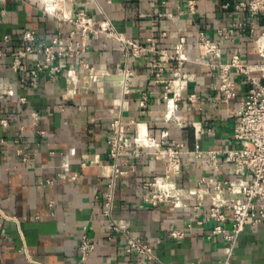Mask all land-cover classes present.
Instances as JSON below:
<instances>
[{"label": "crops", "instance_id": "crops-1", "mask_svg": "<svg viewBox=\"0 0 264 264\" xmlns=\"http://www.w3.org/2000/svg\"><path fill=\"white\" fill-rule=\"evenodd\" d=\"M236 1L195 0L197 12L190 14L186 0H168L163 12L158 0H96L91 13L96 19L107 17L121 33L139 43L153 41L158 48L167 50L180 36L193 37L201 28L221 42L224 58L240 47L246 62L258 63L261 59L254 35L244 33L231 39L216 32L238 21L264 26V14L251 22L247 12L235 11ZM44 6V0H0V119L10 123L0 125V264H82L78 244L84 227L94 243L87 264H144L137 253L126 251L124 235L112 231L102 214L111 177L108 115L120 111L124 122L134 120L131 136L137 131L166 128L188 149L234 147V113L250 85L243 76L232 73L236 93L225 100L217 89L215 70L194 61L199 56L196 46L186 52L190 62L180 82L166 69L161 78L153 79L150 63L167 65L161 55L144 54L131 61L128 65L135 76L132 91L126 94L121 93L116 82H94L84 91L64 77L32 79L25 65L13 72L9 53L24 47V31L34 30L44 43L58 31L57 19L47 14ZM63 28L68 31L73 26L66 23ZM38 58L41 55L35 54L28 61ZM86 60L94 68L110 72L124 64L117 42L103 36L91 40ZM60 63L77 66L75 61ZM77 80L82 83L80 72ZM164 85L181 92L178 112L186 120L178 132L174 122L164 119ZM11 88L17 96L5 93ZM191 92L197 97L194 105L187 100ZM142 94L148 96L144 108L138 106ZM18 96L25 97L26 102L19 103ZM32 111L40 115L37 126L30 122ZM19 123L25 124L22 147L33 157L30 167L22 162L13 143ZM38 129L45 130L46 135L40 137ZM1 139H7V144ZM182 161L180 185L188 209L171 203L154 207L144 201L152 177L163 173L162 159L146 153L131 159L128 166L120 165L127 173L119 179L114 212L152 248L156 259L150 264H264L263 225L246 226L233 243L229 258L222 235L207 237L214 222L206 219L207 188L198 181L212 176L213 171L204 159L191 153L183 154ZM62 172L68 177L76 174L77 178L60 179L58 174ZM219 177L236 178L229 165L222 168ZM224 224L230 229L229 219ZM172 231L183 232V236L173 237Z\"/></svg>", "mask_w": 264, "mask_h": 264}, {"label": "built area", "instance_id": "built-area-1", "mask_svg": "<svg viewBox=\"0 0 264 264\" xmlns=\"http://www.w3.org/2000/svg\"><path fill=\"white\" fill-rule=\"evenodd\" d=\"M168 0H158L160 10H164ZM58 10L51 12L45 2L44 10L54 16L58 21V31L48 42L39 41L34 30L23 32L22 39L25 45L9 53L11 58L10 68L13 72H19L23 66L27 69L32 79L39 77L54 80L59 77L66 78L75 88L88 91L94 82H116L122 94L131 90L130 85L135 76L129 63L144 54L161 55L167 65L162 66L157 61L150 63V73L154 80L161 78L163 70H168L175 81H182L184 67L190 62L186 52L190 46H196L199 56L194 60L204 63L215 70L218 80L217 89L229 100L235 96L236 83L232 78L235 73L250 85L244 98L239 102L234 116L233 138L236 146L221 149L201 148L195 146L188 149L183 142L170 136L168 129L137 131L129 135V130L135 123L130 120L124 122L120 111L111 112L108 115L109 136L108 155L110 158L111 177L108 190L104 196L102 214L107 217L112 231L121 233L126 239V251L137 253L144 264H150L156 259L152 248L148 243L138 239L132 232L129 223L114 212V199L116 189L121 176L127 173L120 165L128 166L133 158H139L146 153H151L155 158L164 161L162 174L154 175L150 181L149 195L144 196V201L156 207L161 203H171L173 207L188 209L182 195L180 178L182 175V155L191 153L196 158L204 159L213 171V175L202 177L198 183L207 188L206 195L209 199V207L206 219L214 224L208 234V238L214 235H222L226 243L224 252L229 258L232 254V246L239 234L246 226H264V26L247 25L246 22H233L230 25L219 28L216 32L219 36L233 39L237 35L250 33L254 35L261 61L248 63L241 56V48L237 47L228 57H223V47L219 40L212 39L208 33L197 28L193 37L180 36L171 50L160 49L151 41L139 43L121 33L107 17L96 19L92 10L96 6V0H53ZM187 12H197L195 0H186ZM228 6L225 4L224 7ZM236 12H247L251 22L260 14H264V0H238L234 5ZM73 26L70 30H64V24ZM103 36L105 39L117 42V48L123 57L124 64L116 72L106 69H96L86 60V53L91 46V40ZM3 53L0 51V56ZM41 55V58L28 61L33 55ZM26 60L28 61L26 64ZM75 61L77 66L66 67L60 61ZM77 72L82 74V83L77 80ZM7 95L17 96L11 88L5 91ZM165 102L164 119L174 122L178 132L184 125L186 118L179 114L178 101L181 99L180 90H173L170 85H164L162 94ZM196 93L191 92L187 96L190 105L196 101ZM148 96L142 94L138 106L144 108L147 105ZM21 104L26 98L18 96ZM32 125L37 126L40 115L32 111L29 115ZM7 119H0V125L8 126ZM17 134L13 138L16 145V153L28 167L32 165L33 157L25 151L23 145L24 123L16 125ZM40 137L46 135V131L38 129ZM7 144V139H1ZM225 165L230 166V173L234 180L222 179L219 172ZM60 179L73 181L76 174L67 176L59 173ZM50 183V181H47ZM196 195L195 191H189ZM197 197V196H196ZM200 199V196L197 197ZM200 203L194 206L198 210ZM197 212V211H196ZM231 222L230 229L225 227V221ZM173 237H182L183 232L172 231ZM94 243L86 232V227L81 232L78 252L82 264H87ZM170 264V263H165ZM225 264L227 262L225 261Z\"/></svg>", "mask_w": 264, "mask_h": 264}, {"label": "bare ground", "instance_id": "bare-ground-1", "mask_svg": "<svg viewBox=\"0 0 264 264\" xmlns=\"http://www.w3.org/2000/svg\"><path fill=\"white\" fill-rule=\"evenodd\" d=\"M44 1L46 2L47 9H48L49 11L54 12V11L58 10L59 6H58V7L55 6V5L52 3L53 0H44ZM262 41H263V43H264V40H262Z\"/></svg>", "mask_w": 264, "mask_h": 264}]
</instances>
